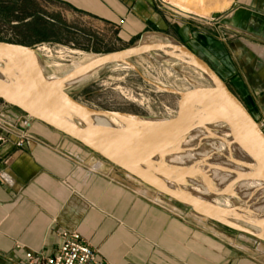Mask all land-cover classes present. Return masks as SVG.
<instances>
[{
    "label": "crops",
    "instance_id": "crops-1",
    "mask_svg": "<svg viewBox=\"0 0 264 264\" xmlns=\"http://www.w3.org/2000/svg\"><path fill=\"white\" fill-rule=\"evenodd\" d=\"M59 2L129 37L174 28L243 105L264 108V0H234L208 31L173 27L154 0ZM28 131L35 142L0 149L8 178L0 180V264H21L25 253L52 255L62 232L77 233L106 264H264L260 242L234 241L36 121Z\"/></svg>",
    "mask_w": 264,
    "mask_h": 264
},
{
    "label": "rangeland",
    "instance_id": "rangeland-1",
    "mask_svg": "<svg viewBox=\"0 0 264 264\" xmlns=\"http://www.w3.org/2000/svg\"><path fill=\"white\" fill-rule=\"evenodd\" d=\"M154 1L159 12L173 23V27L176 24L189 23L200 30L208 31L209 24L219 21L232 9L234 0ZM121 32L118 26L95 21L71 11L59 0H0V42L28 47L39 52L44 77L61 78L74 64H86L93 58H104L136 46H163L167 47L166 51H171L167 46L168 39L191 51L186 44L177 40L174 28L162 32L154 30L152 35L145 33L132 37ZM179 56V53H173L172 56L158 52L137 54L117 63L118 66L112 64L109 65L111 67L100 68L92 78L64 94L88 110L169 121L175 116L180 94L211 87V83L200 69L182 62ZM122 64H127L130 68L119 67ZM224 85L228 89L225 83ZM244 107L264 132V108L247 105ZM75 122L82 124L76 119ZM189 174L190 172L187 176ZM157 178L163 180L162 177ZM226 197L227 193L217 196ZM231 198L234 201L233 208H243L240 201ZM183 207L194 213L189 207ZM231 222L234 226L213 221L217 229L232 236L234 241L250 245L260 242L264 246V235L261 236L262 240H259L239 231L241 229L252 234L255 232L252 225L239 220Z\"/></svg>",
    "mask_w": 264,
    "mask_h": 264
},
{
    "label": "water",
    "instance_id": "water-1",
    "mask_svg": "<svg viewBox=\"0 0 264 264\" xmlns=\"http://www.w3.org/2000/svg\"><path fill=\"white\" fill-rule=\"evenodd\" d=\"M166 48L163 46H136L106 56L87 65L81 71H92L121 63L126 58L137 54L158 52L172 56L173 50L170 48L171 51L168 52L165 50ZM179 54L196 62L199 66L198 69L205 75L211 76L217 82V85L213 88L198 89L180 94V102L175 116L166 121L155 133L139 142L135 141L139 135L138 131L96 128L91 122V117L103 115L117 119L124 118V120H127L126 118L129 116L87 109L88 114L85 118L74 116L72 118L67 116L65 111H61L58 104L60 98L65 96L61 91V86L74 73L62 77L55 84L48 83L38 65L39 54L28 47L0 42V57H7L11 60L17 81L16 86L0 84V101L76 142L159 195L189 207L201 218L223 224L217 219L198 212L195 209V202L191 198L167 188L157 177H162L165 181L175 183L180 187H188V185L178 179L171 180L163 171L154 169L153 158L160 157L172 144L191 132L193 129L190 123L191 116H197L226 125L235 141L264 174V132L261 125L253 119L240 100L226 88L224 83L202 60L182 46ZM40 91L53 95L55 99H52V102H47L39 94ZM75 119L82 124H77ZM213 195L220 196L221 194ZM238 220L244 222L240 218ZM239 231L262 240L260 235H253L241 229Z\"/></svg>",
    "mask_w": 264,
    "mask_h": 264
},
{
    "label": "bare ground",
    "instance_id": "bare-ground-1",
    "mask_svg": "<svg viewBox=\"0 0 264 264\" xmlns=\"http://www.w3.org/2000/svg\"><path fill=\"white\" fill-rule=\"evenodd\" d=\"M203 14L205 15L206 13ZM168 40L167 46L174 53H180L181 45L171 39ZM179 58L182 62L199 68L196 62L186 56L180 54ZM93 59L87 61L86 64H74L69 71L67 70L68 72H64L65 74L62 77L71 73H74V75L61 86L63 93L93 77L99 69L81 71L82 68L102 58ZM38 63L42 71L40 61ZM116 65L118 66V64ZM119 67L123 69L130 68L127 64H122ZM59 77L49 76L45 78L48 83L55 84L62 78ZM206 78L211 83V88L217 85V82L211 76L206 75ZM16 82L15 69L11 60L7 57H0V84L16 86ZM159 88L162 89L161 87ZM39 94L47 102H52V99H55L53 95L44 91H40ZM65 96L60 98L58 104L61 111H65L72 118H85L88 114L87 109L74 104ZM191 117L192 131L172 144L160 157L153 158L155 163L154 169L163 171L171 180L182 179L188 187L182 188L164 179L161 181L172 191L191 198L195 202V209L198 212L217 219L228 226H234L231 220H238L240 218L246 224H251L255 228V232L252 233L253 235L263 236L264 174L235 141L230 129L226 125L197 116ZM126 119H117L103 115L91 117V122L96 128H117L138 131L139 135L135 140L136 142L142 141L147 136L152 135L166 122L149 117L137 118L131 116ZM189 172L190 174L187 176ZM151 175L154 176L153 173ZM212 193H227L228 197L217 198ZM231 197L240 201L243 208H233L234 201Z\"/></svg>",
    "mask_w": 264,
    "mask_h": 264
},
{
    "label": "built area",
    "instance_id": "built-area-1",
    "mask_svg": "<svg viewBox=\"0 0 264 264\" xmlns=\"http://www.w3.org/2000/svg\"><path fill=\"white\" fill-rule=\"evenodd\" d=\"M34 120L16 109L0 102V149L12 146L21 149L27 142H35L28 129ZM0 180L8 178L0 171ZM61 245L50 256L25 253L21 264H106L98 258V253L85 243L75 232H62Z\"/></svg>",
    "mask_w": 264,
    "mask_h": 264
},
{
    "label": "flooded vegetation",
    "instance_id": "flooded-vegetation-1",
    "mask_svg": "<svg viewBox=\"0 0 264 264\" xmlns=\"http://www.w3.org/2000/svg\"><path fill=\"white\" fill-rule=\"evenodd\" d=\"M244 106V105H243Z\"/></svg>",
    "mask_w": 264,
    "mask_h": 264
},
{
    "label": "trees",
    "instance_id": "trees-1",
    "mask_svg": "<svg viewBox=\"0 0 264 264\" xmlns=\"http://www.w3.org/2000/svg\"><path fill=\"white\" fill-rule=\"evenodd\" d=\"M1 102V101H0Z\"/></svg>",
    "mask_w": 264,
    "mask_h": 264
}]
</instances>
